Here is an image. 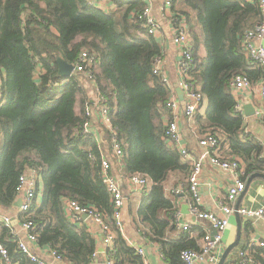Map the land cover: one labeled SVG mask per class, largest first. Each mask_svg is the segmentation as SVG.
Listing matches in <instances>:
<instances>
[{
  "label": "trees",
  "instance_id": "trees-1",
  "mask_svg": "<svg viewBox=\"0 0 264 264\" xmlns=\"http://www.w3.org/2000/svg\"><path fill=\"white\" fill-rule=\"evenodd\" d=\"M112 1L115 9L107 13L86 0H0V213H10L20 174L35 167L41 198L15 218L31 221L37 244L49 246L64 263L90 264L96 237L85 220L68 219L64 202L94 206L110 220L113 206L100 167L105 152L110 161L117 160L123 178L138 175L147 181L137 207L129 197L134 225L159 245L167 261L184 264L180 252L200 249L206 229L193 224L176 238L170 235L178 211V193L172 188L185 184L188 163L164 137L171 91L152 72L153 59L162 49L137 19L145 4ZM172 8L188 24L190 75L208 102L205 118L194 116L199 138L216 135L221 155L240 159L242 178L263 172V146L245 132L230 86L237 74L251 83L262 76L261 66L250 62L242 46L246 31L260 19L257 1L172 0ZM84 50L93 56V81L77 72L60 76L57 58L74 66ZM97 95L110 109L123 149L120 158L110 152L104 129L99 139L81 134L85 107ZM11 231L0 222V245L12 261L36 264L17 249ZM238 246L264 264L263 248L242 239ZM112 264H143L119 232Z\"/></svg>",
  "mask_w": 264,
  "mask_h": 264
},
{
  "label": "built area",
  "instance_id": "built-area-1",
  "mask_svg": "<svg viewBox=\"0 0 264 264\" xmlns=\"http://www.w3.org/2000/svg\"><path fill=\"white\" fill-rule=\"evenodd\" d=\"M90 5L98 8L96 0H86ZM252 1V0H247ZM260 11V19L254 27L246 31L243 38V50L246 57L251 63H257L261 66L262 76L259 87V98L261 100L260 108L255 111L256 115L261 119L264 127V0H256ZM101 10V9H100ZM160 12L163 17H166L170 24L172 43L178 48V59L176 62L177 73L179 77L178 86L182 91L183 97V113L182 116L186 120H193L195 114L199 110L204 101L205 95L200 90L197 82H193L190 70L193 67L192 54V40L188 30V24L183 16L178 15L172 10V0H161ZM141 26L146 32L153 37L160 31V21L153 13L149 3L144 5V8L137 15ZM93 56L86 50L82 51L79 56L78 63L73 66V72L83 74L87 79L93 81V74L91 67L93 66ZM163 66L162 52L153 59L152 72L159 74L163 81L167 84L171 93L166 103L170 111L169 119L164 124V137L172 147L179 152L181 159L188 163L187 183H188V208L189 214L194 215L198 221H207L216 231L211 235L210 231H206L203 236V245L200 249H184L180 252V259L184 264H217L223 252V233L229 226L231 216L236 212L249 218L264 219V207L257 209L246 207H234V202L237 197L245 189V180L242 179L244 169L241 167L239 158H226L220 153L219 138L211 133H205L198 139V144L203 148L202 152L194 155L185 144L183 140L179 123L180 113L178 110L179 101L175 91L169 82ZM232 92L237 95L251 86L248 77L237 74L230 82ZM103 97L96 96L94 103L86 105L85 115L86 119L81 126V134L83 137L99 138V132L92 124V116H95L100 123L102 129L108 132L110 138V152L116 157L120 158L123 154L121 140L118 136L116 128L112 124L110 109L102 101ZM235 108L242 113L240 105L237 101ZM263 157H264V142H263ZM209 162L214 168L226 171L232 177V184L226 189V193L217 200V207L219 213H213L210 210L201 208V172L205 162ZM101 177L107 188L112 202V213L110 220L94 206H82L75 200H66L64 202V211L71 222L78 223L84 216L89 218L96 226L102 236V246L105 253L103 264H112V255L115 251L116 233H123V213H124V195L121 184L111 171V163L107 156L102 153L101 161ZM41 177L35 167L26 168L19 176L18 184L16 186V199H20V206L17 207V212H27L31 207L33 201L37 198L40 192ZM130 189L134 192L141 191L147 184L145 178L138 175H132L128 178ZM176 189V193L181 192ZM0 222L5 226L12 227V217L7 214L0 213ZM174 225L179 231H187L191 225L183 220L180 212L174 213ZM22 230L26 234L28 241L37 243L36 236L31 233L33 228L31 221H25L20 224ZM138 230V229H137ZM139 231V230H138ZM13 235L15 233L12 231ZM140 232V231H139ZM145 237V235L143 234ZM17 249L24 253L36 264H48L43 259L37 257L28 247L27 242L17 239ZM264 249V240L258 241L257 245ZM134 247V246H133ZM136 253L141 256L143 264H152L149 257L146 255L142 246L134 247ZM53 257L58 261H63L62 257L54 250L50 249ZM98 250L91 256V263L96 264ZM240 262L242 264H260L248 255L247 251L241 250L239 252ZM159 260L161 264H173L164 258V255L159 253ZM17 264L12 261L8 255L7 250L0 245V264ZM72 264V263H66Z\"/></svg>",
  "mask_w": 264,
  "mask_h": 264
},
{
  "label": "crops",
  "instance_id": "crops-1",
  "mask_svg": "<svg viewBox=\"0 0 264 264\" xmlns=\"http://www.w3.org/2000/svg\"><path fill=\"white\" fill-rule=\"evenodd\" d=\"M142 4L149 3L151 5L153 13L157 16L158 20L160 21L161 27L160 31L155 35V39L159 42L161 49H162V56H163V70L165 71L169 82L171 83L177 99L179 101V113L180 123L179 128L185 141L186 147L194 154L198 155L202 152L203 148L198 144V139L201 136V129L197 124L195 119L193 120H186L183 116V97H179L176 91V85H178L179 77L176 68V62L178 59V48L172 43L171 40V31H170V24L166 17H163L160 12V5L161 0H140ZM98 7L105 11L111 12L115 9V4L112 0H96ZM173 10V8H172ZM83 75V74H81ZM84 76V75H83ZM86 78V77H85ZM261 78L257 81L251 83L249 89L242 91L241 93L233 95L235 100L237 101L238 105H240L242 114L244 116V123H245V132L248 135L254 136L262 145L264 142V127L262 126L261 119L256 115L245 116L243 106L246 104H250L255 111L260 108L261 100L259 98V87H260ZM96 96H92L90 100V105L94 103ZM207 99L204 98L203 103L201 104L199 110L196 113V116L200 117L201 119L205 118V112L207 108ZM169 111V110H168ZM170 115V111H169ZM169 115L163 116V124L167 122L170 118ZM93 126L99 132V138L102 134V127L98 122L95 116L91 118ZM98 138V139H99ZM221 153V148H220ZM115 160V159H114ZM111 162V171L114 176L118 179L121 184L122 192L124 195V213H123V233L122 236L125 241L130 246H142L145 250L146 255L149 257V260L152 264H161L159 260V253L160 247L159 245L144 237L141 230H139L134 223L132 222L131 215L129 214V197L132 196L134 199V207L138 206L139 197L141 191L134 192L130 189V185L128 183V179L123 178L117 167V160L113 163ZM259 174H263V177H254L251 181H248L249 177L242 178L245 180V189L244 191L237 197L236 201L234 202V207H246V208H253L257 209L260 207H264V171L258 172ZM185 184L184 185H177L176 187L172 188V192L176 193V189H182L176 196V205L178 206V212L182 214L183 220L188 222L191 226L193 224L199 225L201 228L206 231H214L212 226L207 221H197V223H191L187 219V215L181 212V206L183 204H187L188 207V183H187V174L185 177ZM232 184V177L226 171L214 168L210 165L209 162H205L203 165V170L201 172V208H205L207 210L212 211L213 213H219V209L217 207V200L221 198L225 193L226 189L229 185ZM167 188V193H168ZM41 198V191L37 195V199L40 200ZM189 210V208H188ZM17 213V207L13 205L10 209V215L12 217V228L15 233V237L17 239L27 242L29 249L39 258L46 261L48 264H66L62 261L56 260L50 252L49 246H40L37 243H32L27 240L25 232L22 230L18 220L15 218ZM236 213V212H235ZM235 213L231 216L229 226L223 233V251L227 245L232 243L236 237L237 231V221L235 217ZM240 215V214H239ZM85 222L89 224V230L94 234L97 240V250L98 255L96 259V264H103V260L105 257V253L102 246V236L99 231V227L96 226L89 218H84ZM240 223H241V237L242 241L245 243L246 241L249 242V246L258 247L256 246L258 241L264 240V219L262 218H249L244 215H240ZM140 231H138V230ZM246 229V233L244 234V230ZM179 231L175 228L174 231L171 232V237L176 238L178 237ZM240 242V241H239ZM239 244V243H238ZM198 245L201 247L203 245V239L200 238L198 241ZM240 248L237 245L226 257L223 264H242L240 262ZM223 253V252H222Z\"/></svg>",
  "mask_w": 264,
  "mask_h": 264
},
{
  "label": "water",
  "instance_id": "water-1",
  "mask_svg": "<svg viewBox=\"0 0 264 264\" xmlns=\"http://www.w3.org/2000/svg\"><path fill=\"white\" fill-rule=\"evenodd\" d=\"M57 64H58V73L60 74V76L62 77H69L70 75H72L73 73V65L66 63L62 58L58 57L57 58ZM176 91L177 94L179 95V97L181 98L182 96V91L179 88L178 85H176ZM244 108V112H245V116H251L254 115L255 110L254 108L250 105V104H246L243 106ZM263 177V174H259V173H253L248 181H251L254 177ZM14 206L19 207L20 206V199H17L14 204ZM181 212L185 215H187V219L191 222V223H197V219L195 218L194 215L189 214V210L187 207V204H183L181 206ZM235 217H236V221H237V231H236V237L235 240L230 243L229 245H227L218 261L217 264H223L227 255L238 245L239 241H240V237H241V223H240V215L238 213H235ZM84 218H86V216H84ZM216 233V231H212L211 235H214Z\"/></svg>",
  "mask_w": 264,
  "mask_h": 264
},
{
  "label": "rangeland",
  "instance_id": "rangeland-1",
  "mask_svg": "<svg viewBox=\"0 0 264 264\" xmlns=\"http://www.w3.org/2000/svg\"><path fill=\"white\" fill-rule=\"evenodd\" d=\"M201 52L203 53V49H201ZM150 183L148 184V187H149ZM40 193V192H39Z\"/></svg>",
  "mask_w": 264,
  "mask_h": 264
}]
</instances>
